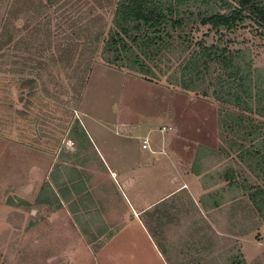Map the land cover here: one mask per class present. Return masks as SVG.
Instances as JSON below:
<instances>
[{"label": "rangeland", "instance_id": "374dc122", "mask_svg": "<svg viewBox=\"0 0 264 264\" xmlns=\"http://www.w3.org/2000/svg\"><path fill=\"white\" fill-rule=\"evenodd\" d=\"M117 1L0 0V264H264V221L247 196L210 180L238 167L203 157L196 196L177 176L191 174L199 147L222 144L218 112L229 107L181 89L173 70L148 81L105 64L95 39ZM189 35L193 49L219 41L264 69V35L251 22ZM166 57L175 69L177 52ZM159 143L179 159L177 173ZM70 170L87 193L58 210L37 205L43 185L58 192L54 180ZM220 189V206L203 210L200 200Z\"/></svg>", "mask_w": 264, "mask_h": 264}, {"label": "trees", "instance_id": "16d2710c", "mask_svg": "<svg viewBox=\"0 0 264 264\" xmlns=\"http://www.w3.org/2000/svg\"><path fill=\"white\" fill-rule=\"evenodd\" d=\"M46 2L54 5L53 0ZM246 22L253 23L264 35V0H118L110 29L95 40H100V57L105 64L126 69L148 81H157L173 70L169 76L175 78L181 89L211 96L222 107L236 110L237 113H231L220 109L218 123L222 127L227 120L230 132L238 133L239 140L248 143L237 145L238 158L248 161L264 183V69H255L241 50L230 51L219 41L211 46L197 43L193 49L189 38L194 27L209 28L215 33L232 32ZM173 52L178 54L177 62L179 59L175 69L166 57ZM164 64H168L166 69ZM75 130L80 139L86 137L77 121L72 128ZM207 153L209 150L198 148L191 168L193 175L205 173L201 162ZM70 171L75 175L67 181L59 184L54 180L58 192L48 183L43 185L37 205H55L58 210L61 200L67 202L72 194L79 197L87 193L80 176L75 170ZM219 180L227 183L231 191L246 192L250 207L264 221V186L243 181L247 186L240 187L229 172ZM221 192L224 190L206 194L200 204L203 206L207 200L211 208H218ZM157 247L160 249L158 243Z\"/></svg>", "mask_w": 264, "mask_h": 264}, {"label": "crops", "instance_id": "0c3cea01", "mask_svg": "<svg viewBox=\"0 0 264 264\" xmlns=\"http://www.w3.org/2000/svg\"><path fill=\"white\" fill-rule=\"evenodd\" d=\"M228 109H229V111L231 113L232 112L237 113V111L233 110L232 108H228ZM228 109H226V110H228ZM257 120H259V119H257ZM219 128L221 129V132L223 133V136L221 137L222 138L221 139L222 140V144L218 147V149L216 151H209V153H207L206 157H209V159L212 158V161H213L214 164H218V163H221V162H225V161L231 160L230 161L231 164H234L235 166H237L238 167V171L235 170L233 167H230V166L224 167L221 171H217L215 173L216 175L213 177V178H215V181L213 180V182H214L213 185H217L218 183H220L221 181L219 180V178H221L224 173L229 172L230 174H232V176H233V178L235 180H238L240 182V185H241L240 187H242L243 185L247 186L248 183L247 184H243V181L248 182V180H250V179L254 180V182H255L252 185L256 184L257 186L263 187L264 183H263V180L261 179V176H259V172L257 170H255V169L251 168V166H250L248 161H246V160L242 161V160H240L238 158L239 153H238L237 145L243 144L244 146H247L248 143L240 141L239 140L240 136H239L238 133L234 134V133L230 132V123L227 120H225L224 125H222V127H221V125H219ZM150 147L151 146L148 144V149H142V150H148V154H149L150 153L149 149L153 148V147L152 148H150ZM159 147L160 148L164 147L161 150L162 154H160V153L158 154L159 157H164L166 161H170V162L176 161V162L171 163V164L177 166V170H176V173H177V171L179 169V167H178L179 159L177 157H175V156H171V153L169 152V149H170L169 145H165V144L162 145V144L159 143ZM152 151L154 152V149ZM211 152H213V153H211ZM244 172H247L248 177H246ZM177 176L178 177L181 176V180H182V176H183V180L184 181L182 180L183 181L182 184H186L187 183L189 185V187H190L189 193L190 194H193L194 196L199 194L200 188H199V184H198L197 180H198L199 177H201L203 175L197 177V176L193 175L192 173L189 174V175H187L185 173L181 174V171H180L179 175L177 174ZM223 183L227 185V183H225V182H223ZM186 189H187V185L186 186L184 185V187H182V188L179 187L176 190V193H179L182 190H186ZM204 189H206V188L204 187ZM167 190L168 189H166V191ZM231 192H232V194L235 193L234 191H231ZM176 193H173L171 195H168L165 198H162L159 201L158 204H155V206H158L162 202L167 201L171 197L175 196ZM238 194H239V199H241L244 195L247 196L246 192H243L242 189L239 190ZM247 202H248V200H247ZM248 205H249V203H248ZM155 206H150V207L146 208L144 210V212H142V214H146L145 212H148V211L151 212L152 211L151 207L153 208ZM202 208H203V210L216 209V208H211V202H209L207 200L206 201L204 200V205L202 206Z\"/></svg>", "mask_w": 264, "mask_h": 264}, {"label": "built area", "instance_id": "2783aa9c", "mask_svg": "<svg viewBox=\"0 0 264 264\" xmlns=\"http://www.w3.org/2000/svg\"><path fill=\"white\" fill-rule=\"evenodd\" d=\"M147 146H146V143L144 142L143 145H142V149H146Z\"/></svg>", "mask_w": 264, "mask_h": 264}]
</instances>
